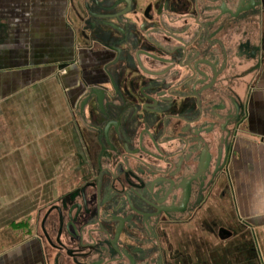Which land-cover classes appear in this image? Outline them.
<instances>
[{
    "label": "flooded vegetation",
    "instance_id": "1",
    "mask_svg": "<svg viewBox=\"0 0 264 264\" xmlns=\"http://www.w3.org/2000/svg\"><path fill=\"white\" fill-rule=\"evenodd\" d=\"M256 1L66 0L70 53L50 80L88 164L37 210L44 264H244V240L255 264L231 166L250 162L252 82L239 89L258 61L237 70L257 49L228 36Z\"/></svg>",
    "mask_w": 264,
    "mask_h": 264
},
{
    "label": "rangeland",
    "instance_id": "2",
    "mask_svg": "<svg viewBox=\"0 0 264 264\" xmlns=\"http://www.w3.org/2000/svg\"><path fill=\"white\" fill-rule=\"evenodd\" d=\"M60 92L55 82L41 81L0 104V241L6 245L31 238L37 210L71 187L81 175L77 168L88 164ZM240 140L251 151L242 153L249 163L231 166L236 191H261L253 183L264 176V149Z\"/></svg>",
    "mask_w": 264,
    "mask_h": 264
},
{
    "label": "crops",
    "instance_id": "3",
    "mask_svg": "<svg viewBox=\"0 0 264 264\" xmlns=\"http://www.w3.org/2000/svg\"><path fill=\"white\" fill-rule=\"evenodd\" d=\"M65 14L66 0H0V104L22 89L51 81L54 67L69 57ZM245 25L237 38L228 36V46L230 52L236 42L243 43L244 51L247 47H260L261 64L251 77L244 78L239 92H244L246 84L252 82L245 135L261 150L264 149V5L253 23ZM251 63L244 58L242 68L237 71L246 70ZM260 178L253 187L261 185V191L248 192L244 188L238 196L241 214L258 238L260 255H256L255 264H264V176ZM4 226V221L0 222V228ZM239 250L244 254V264H250L246 240L241 241ZM228 251L232 253V247ZM0 264H44L39 242L34 236L8 245L0 241Z\"/></svg>",
    "mask_w": 264,
    "mask_h": 264
},
{
    "label": "water",
    "instance_id": "4",
    "mask_svg": "<svg viewBox=\"0 0 264 264\" xmlns=\"http://www.w3.org/2000/svg\"><path fill=\"white\" fill-rule=\"evenodd\" d=\"M244 3L247 1V0H242ZM250 1H252V0H250ZM263 5H264V1H262V0H257L256 2H255V4L253 5V8L254 9H256V11L257 12H259L260 11V9H261V7H263ZM257 49V48H256ZM260 47H259V49H257L256 50V53H255V55L254 54H251L246 60L248 61L249 59H256V61H258V66H257V68L259 67V65L261 64V58H260ZM256 68V69H257ZM244 76H247L246 74L244 75ZM240 78H243V77H240ZM247 99V98H246Z\"/></svg>",
    "mask_w": 264,
    "mask_h": 264
}]
</instances>
